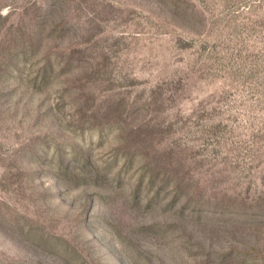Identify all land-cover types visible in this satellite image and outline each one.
I'll return each mask as SVG.
<instances>
[{
  "label": "rangeland",
  "instance_id": "1",
  "mask_svg": "<svg viewBox=\"0 0 264 264\" xmlns=\"http://www.w3.org/2000/svg\"><path fill=\"white\" fill-rule=\"evenodd\" d=\"M0 264H264V0H0Z\"/></svg>",
  "mask_w": 264,
  "mask_h": 264
}]
</instances>
